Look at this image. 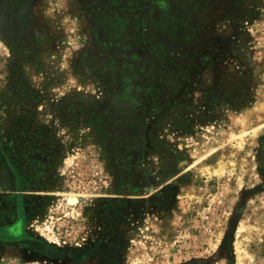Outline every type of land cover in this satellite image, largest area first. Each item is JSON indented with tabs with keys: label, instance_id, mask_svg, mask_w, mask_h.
<instances>
[{
	"label": "rangeland",
	"instance_id": "rangeland-1",
	"mask_svg": "<svg viewBox=\"0 0 264 264\" xmlns=\"http://www.w3.org/2000/svg\"><path fill=\"white\" fill-rule=\"evenodd\" d=\"M0 264H264V0H0Z\"/></svg>",
	"mask_w": 264,
	"mask_h": 264
},
{
	"label": "flooded vegetation",
	"instance_id": "flooded-vegetation-1",
	"mask_svg": "<svg viewBox=\"0 0 264 264\" xmlns=\"http://www.w3.org/2000/svg\"><path fill=\"white\" fill-rule=\"evenodd\" d=\"M23 218L19 214L14 222L0 226V240L16 242L25 236L23 228Z\"/></svg>",
	"mask_w": 264,
	"mask_h": 264
}]
</instances>
